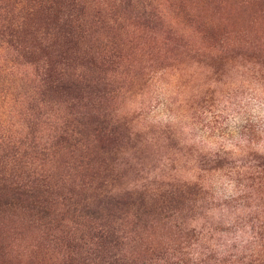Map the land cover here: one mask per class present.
Here are the masks:
<instances>
[{
	"label": "rangeland",
	"instance_id": "obj_1",
	"mask_svg": "<svg viewBox=\"0 0 264 264\" xmlns=\"http://www.w3.org/2000/svg\"><path fill=\"white\" fill-rule=\"evenodd\" d=\"M50 2L0 0V169L43 178L54 199L50 224L23 210L0 217V264H60L65 250L51 235L84 231L90 209L129 196L155 210L185 182L201 192L185 193L181 216L124 224L125 257L228 264L219 252L255 264L264 252V0ZM49 64L78 83L77 95L54 86Z\"/></svg>",
	"mask_w": 264,
	"mask_h": 264
},
{
	"label": "trees",
	"instance_id": "obj_2",
	"mask_svg": "<svg viewBox=\"0 0 264 264\" xmlns=\"http://www.w3.org/2000/svg\"><path fill=\"white\" fill-rule=\"evenodd\" d=\"M53 2L54 0H51L47 10L52 8ZM68 22L71 23L70 20ZM64 25L68 27L67 24ZM69 32L68 29L65 34L67 35ZM12 33L18 37L22 34ZM25 54H32L31 49L29 48ZM49 66L46 76L55 84L54 86L66 95H77L80 90L78 83L69 77H64V74L58 71L56 66L52 64ZM0 165H3V162H0ZM4 169V166L0 169V217L5 214L15 216L16 211L23 210L33 220L40 223L44 220L50 224L52 221L51 208L54 203L51 187L43 178L32 177L28 171L23 172L21 167L19 174H11ZM195 188L201 192V188L197 185L187 182L163 192L155 201V210L153 207L147 208L142 204L136 207L135 202L129 201V196L113 198L101 207L90 209L85 213L89 222L84 231L76 229L73 232L63 231L58 237L51 235L53 240L62 243L65 250L60 258V264H135V260L125 257L122 253L128 239L127 233L123 229L124 224L129 223L133 230H136L137 227L145 229L149 225L148 218L152 214L160 221L171 222L174 218L181 216L185 209V193ZM69 208L73 207L69 206ZM138 240L141 239L138 237ZM132 241L134 242L135 239ZM1 248L3 247L0 246ZM146 249L150 251V255L155 251L150 245ZM217 256L228 264H236V261L228 260L226 256H223V253L219 254L218 252ZM252 261L253 263L255 261V264H264V252Z\"/></svg>",
	"mask_w": 264,
	"mask_h": 264
}]
</instances>
